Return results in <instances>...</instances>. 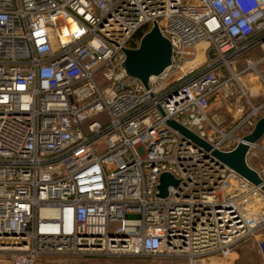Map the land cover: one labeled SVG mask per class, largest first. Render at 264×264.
<instances>
[{"label": "built area", "instance_id": "obj_1", "mask_svg": "<svg viewBox=\"0 0 264 264\" xmlns=\"http://www.w3.org/2000/svg\"><path fill=\"white\" fill-rule=\"evenodd\" d=\"M153 23L170 62L145 89L122 51ZM263 62L264 0H0V264H196L250 237L264 264V194L166 124L232 150L264 113L245 78Z\"/></svg>", "mask_w": 264, "mask_h": 264}, {"label": "water", "instance_id": "obj_2", "mask_svg": "<svg viewBox=\"0 0 264 264\" xmlns=\"http://www.w3.org/2000/svg\"><path fill=\"white\" fill-rule=\"evenodd\" d=\"M122 52L124 55L122 68L125 73L136 78L145 89H147L148 79L151 76L160 74L170 62V45L161 36L155 23L139 38L135 48L124 49ZM166 124L183 138L189 140L194 146L207 153V156L213 162L230 169L264 194V180L245 162L250 147L254 146L264 134V116L259 117L251 131L241 136L235 147L228 152L211 149L208 144L173 121H167ZM175 185L176 181L170 175L161 174L156 187L157 197H164L166 187Z\"/></svg>", "mask_w": 264, "mask_h": 264}, {"label": "rangeland", "instance_id": "obj_3", "mask_svg": "<svg viewBox=\"0 0 264 264\" xmlns=\"http://www.w3.org/2000/svg\"><path fill=\"white\" fill-rule=\"evenodd\" d=\"M137 46V40L134 38ZM249 57L252 61H256L261 57V52L254 50L249 54H244L239 57L240 63L237 69L243 67V59ZM257 70L260 74L264 75V62L257 66ZM249 84L252 86L251 90H256L259 87L261 95L256 99H251L252 104H257L264 100V82L261 80L255 81V78L251 75L245 76ZM230 108V107H229ZM213 109V108H212ZM229 110H232L229 109ZM225 108L216 109V113L221 117V120L225 124H228L231 120V113ZM213 112V111H212ZM264 113L259 117H263ZM258 148H250L245 157V162L249 167L257 170L261 176H264V135L255 144ZM258 237H250L243 242L236 245L233 249V253L229 258L211 257L204 258L196 264H261V257L257 248L256 240ZM35 264H187L183 259L164 260V259H150V258H77V259H65L59 257L39 258Z\"/></svg>", "mask_w": 264, "mask_h": 264}, {"label": "bare ground", "instance_id": "obj_4", "mask_svg": "<svg viewBox=\"0 0 264 264\" xmlns=\"http://www.w3.org/2000/svg\"><path fill=\"white\" fill-rule=\"evenodd\" d=\"M202 49H203V45L199 44L196 49H195V55L193 57V59L188 63V67L189 66H195L196 64H198L201 59H202Z\"/></svg>", "mask_w": 264, "mask_h": 264}, {"label": "trees", "instance_id": "obj_5", "mask_svg": "<svg viewBox=\"0 0 264 264\" xmlns=\"http://www.w3.org/2000/svg\"><path fill=\"white\" fill-rule=\"evenodd\" d=\"M145 30V28H142L141 30H139L136 34H135V36H134V38H136V40H138L139 38H140V36H141V34H142V32Z\"/></svg>", "mask_w": 264, "mask_h": 264}, {"label": "crops", "instance_id": "obj_6", "mask_svg": "<svg viewBox=\"0 0 264 264\" xmlns=\"http://www.w3.org/2000/svg\"><path fill=\"white\" fill-rule=\"evenodd\" d=\"M264 135V134H263ZM250 148H258L256 145H254V146H252V147H250ZM250 168H252V167H250ZM253 169V168H252ZM253 170H255V169H253ZM256 172H257V174L262 178V179H264V176H261L260 175V173L257 171V170H255Z\"/></svg>", "mask_w": 264, "mask_h": 264}]
</instances>
